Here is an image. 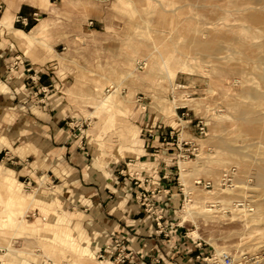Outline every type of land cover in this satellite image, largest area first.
I'll return each mask as SVG.
<instances>
[{
	"label": "rangeland",
	"instance_id": "obj_1",
	"mask_svg": "<svg viewBox=\"0 0 264 264\" xmlns=\"http://www.w3.org/2000/svg\"><path fill=\"white\" fill-rule=\"evenodd\" d=\"M19 5L38 20L15 24ZM0 6V173L28 199L8 204L0 177V264H110L93 255L85 207L34 172L46 123L77 136L93 168L113 169L115 195L128 174L171 180L180 246L264 264V0Z\"/></svg>",
	"mask_w": 264,
	"mask_h": 264
},
{
	"label": "crops",
	"instance_id": "obj_2",
	"mask_svg": "<svg viewBox=\"0 0 264 264\" xmlns=\"http://www.w3.org/2000/svg\"><path fill=\"white\" fill-rule=\"evenodd\" d=\"M23 7L30 9L29 5H19L13 10L15 17L30 15L24 10L21 12L25 9ZM24 122L25 129L18 134L28 137L32 133L35 119L25 118ZM51 127H54L53 124L46 123L44 130H37L42 136L39 140L44 142L39 157L43 158L46 164L34 172L57 181L63 193L70 198L64 197L66 203L85 207L84 214L87 217L84 220L85 229L87 232L90 231L91 235L96 234L94 237L99 243L97 248L102 249L103 243L110 240L111 235L128 233L129 243L139 254L140 261L148 262L154 255H158L163 260V264H207L200 257L199 249L192 251L191 248L186 249L179 243L176 250L172 249V245L162 237V234H158L161 230L169 231L173 239L178 235L176 220L179 195L178 188L171 180L158 175L145 179L136 177V174L135 177L128 174V178L122 179L120 196L115 195L114 191L119 189L118 182L114 180L113 169H104L103 172L93 168L86 158L87 152L79 146L77 136L66 131L51 132ZM151 137L153 138L150 146L152 153L148 154L155 156L161 153L158 148L161 145L160 138ZM5 142V138L1 137V147ZM6 151L9 150L4 147L0 149V154ZM8 154L9 152L5 153ZM16 158L22 161L21 158L17 156ZM32 163L37 161L34 160ZM4 172L7 176H2L0 173V177L14 179L11 177L12 170L7 169ZM170 224L174 228H171Z\"/></svg>",
	"mask_w": 264,
	"mask_h": 264
},
{
	"label": "built area",
	"instance_id": "obj_3",
	"mask_svg": "<svg viewBox=\"0 0 264 264\" xmlns=\"http://www.w3.org/2000/svg\"><path fill=\"white\" fill-rule=\"evenodd\" d=\"M53 4L57 3L60 0H49ZM1 9V6H0ZM37 14L33 13L28 16H16L14 19L15 24H20L23 28L30 25L32 21L36 22ZM196 187H202L204 189L209 187V183H202L200 180L195 181L194 183ZM187 196H184L186 199ZM159 226V223H157ZM171 226V224H170ZM174 228V226H171ZM163 234L164 238L168 243L172 245V249H177L178 245V237L173 239L170 235V232L160 231L158 234ZM130 235L128 233H121L118 235H111L110 240L105 241L102 245V249L97 248L99 243L93 237L91 243V250L93 255L96 259L100 262L107 261L111 262L112 264H163V260L160 256L154 255L148 262L147 261H140L138 259L139 254L135 251L133 246L129 243ZM200 244V243H199ZM207 264H232L231 257L227 255H222L221 258H212L209 259ZM46 264H54L52 260H47Z\"/></svg>",
	"mask_w": 264,
	"mask_h": 264
},
{
	"label": "bare ground",
	"instance_id": "obj_4",
	"mask_svg": "<svg viewBox=\"0 0 264 264\" xmlns=\"http://www.w3.org/2000/svg\"><path fill=\"white\" fill-rule=\"evenodd\" d=\"M11 172V171H10ZM1 184H3L5 186L6 189V193H7V200L6 202L8 204L10 203H17L19 205H25L27 203V198L22 196L21 194H19L18 189H19V183H13V181L10 178H6L4 180V182ZM32 199V203H33ZM110 264H112L111 262H108Z\"/></svg>",
	"mask_w": 264,
	"mask_h": 264
}]
</instances>
